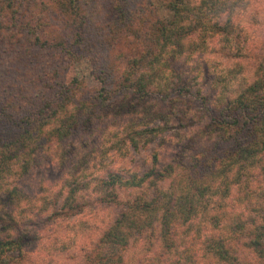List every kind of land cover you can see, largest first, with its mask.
Listing matches in <instances>:
<instances>
[{
	"label": "trees",
	"instance_id": "obj_1",
	"mask_svg": "<svg viewBox=\"0 0 264 264\" xmlns=\"http://www.w3.org/2000/svg\"><path fill=\"white\" fill-rule=\"evenodd\" d=\"M9 28L15 41L24 30L30 45L48 50L54 66L47 79L46 72L27 78L23 70L19 80L18 70L0 72V264H244L242 251L264 264V0H0L1 41ZM83 55L101 87L80 99L63 76ZM195 55L196 77L163 88L158 81L181 68L178 56ZM218 57L252 72L240 88L228 91L229 80L209 72L210 59L222 67ZM184 92L206 121L187 124L165 164L100 172L77 152L54 186L31 184L66 159L58 149L73 137L108 132L110 117L164 120L159 102L172 106ZM139 121L127 148L167 131L139 130ZM73 216L67 227L75 237L52 238L58 250L48 245L37 255L36 220L59 226ZM135 244L142 249L131 261Z\"/></svg>",
	"mask_w": 264,
	"mask_h": 264
},
{
	"label": "rangeland",
	"instance_id": "obj_2",
	"mask_svg": "<svg viewBox=\"0 0 264 264\" xmlns=\"http://www.w3.org/2000/svg\"><path fill=\"white\" fill-rule=\"evenodd\" d=\"M262 3L259 4V7ZM158 5V14L159 16L167 21H170L171 19V12L168 11L160 1H157ZM19 13V12H18ZM46 16L45 19L48 20V14L44 13ZM44 17V16H43ZM50 18V16H49ZM57 17H55L56 19ZM21 18H16L15 23L19 24L22 23L20 21ZM57 22V33L59 31V19ZM34 22V21H33ZM12 31L6 29L4 31V39L8 38V40L1 41L0 39V72H9L6 69L9 68L10 70H18V80H19V72H23V70H26V77H30L33 74H42L43 72H46L49 76L46 77L50 78V72H53V60L52 57L47 56L48 50L45 48H41L39 46H36L35 44L30 45V38H26L22 35L21 31V37H19V41H15V39L12 36ZM11 37L9 38V36ZM32 43V42H31ZM22 49H29V53L27 52H21ZM37 53L36 57H34L32 54ZM185 53V52H183ZM180 53V54H183ZM178 54V55H180ZM32 55V56H31ZM186 56H178L179 62L175 66L176 69L180 68L178 71L175 72H168V80L167 79H160L158 82H161L163 88H171L176 86L180 83V78H191L196 77L193 73L192 67L196 61V55L192 56L189 60H185ZM215 58V57H214ZM219 58V57H218ZM220 59V58H219ZM29 60V61H27ZM185 60V61H184ZM216 60V59H214ZM184 61V62H183ZM209 61V72L216 73L218 75L222 74L225 76L229 83L226 84L227 90H236L240 88L243 85V82L245 81L246 77H248L252 72H249L248 68H241L238 66H231L229 64H232L231 62H236L235 60H231V62L228 64L225 62V60L220 59V61L224 64H221L222 67L217 66L215 68L213 65V61L210 59ZM26 62H29L27 64ZM228 64L229 66H227ZM117 65L121 68L124 67V63L117 62ZM25 68V69H23ZM91 64L89 61L83 56L76 57L72 60L70 63V68L68 70H65L66 76H63V83H67V81H70L71 84L69 86L71 89H73L74 92H76V96H80V99L82 98H88L90 96H98L97 92L100 89L101 85L100 83L93 77ZM226 71V72H225ZM246 71V72H245ZM46 74V75H47ZM22 78V75H21ZM62 79V78H61ZM197 84L201 83V78L198 76L196 78ZM192 82V81H191ZM225 85H220L219 88H223ZM68 87V86H67ZM206 88V87H205ZM187 90L190 92L194 91V85H189L187 87ZM207 90V88H206ZM185 97L182 100L177 99L174 105H169L168 101H161V105H163L162 109L164 108V120L161 119H149V117H143L138 114H131L130 116L115 119V118H109L106 119L107 124L112 125L110 126V129L108 132L103 133L104 131H101V129H97L96 132L93 134L92 137L88 135V133H82L79 136V139H75L76 137H73L70 142H72L69 145H62L63 148H59L58 151L60 153H64L66 156L65 158H60L58 162H56V166L52 172H49L47 174H43L42 172L40 174H35L33 176L31 184H35L36 182H39L40 185H53L54 182L57 183V180L61 177V174L63 173V165L65 164V161L67 158L71 155L73 158H75V154L77 152L85 153L84 160H92L94 164H97L102 170L100 172H103L104 170H111V171H118L122 169L123 171L126 170H137V171H144L148 168L155 167L158 168L161 165L165 164V162L168 161L171 152L174 151L175 148V142L182 140L184 137V134L187 130L188 125L187 124H193L195 120L198 118L196 114H198L199 109L197 110L195 103L191 100L189 95L185 93ZM134 118V119H133ZM139 121V130H143L144 128L149 129L151 126H159L163 128L166 127L167 131L165 132H158L157 134L159 136H152L149 133L144 134V136H141L137 139V148H131L126 147L127 143V133L132 128V122ZM164 121H167V125H165ZM206 121V118L197 119V121L194 124L201 125ZM131 122V123H130ZM160 123V124H159ZM103 125V123H102ZM103 127V126H102ZM101 127V128H102ZM126 140V141H125ZM160 142V144H159ZM162 142V143H161ZM123 144V146H122ZM73 149L72 152L69 151V149ZM160 154L157 161L153 163L152 154L153 153ZM87 164V163H86ZM85 164V165H86ZM106 168V169H105ZM92 170L90 168H87L84 173H86V180H90L92 178L89 173ZM121 171V170H120ZM93 172V171H92ZM43 174V175H42ZM42 180V181H41ZM92 182V181H91ZM55 183V184H56ZM168 185V184H167ZM54 186V185H53ZM84 189H87L88 193H91V189H88L87 187H84ZM95 194V193H93ZM78 216L67 218L59 223V226H57L53 222H47L45 224H42V217L41 219L36 220L33 230L36 231L37 234V242L35 243L36 248H40L42 250L40 253H37V255H46L45 247L48 249L51 248L52 250H58L56 248V245L53 246L55 243L50 242V239H55L57 242H61L63 239H66L67 241H71L75 235L74 233L70 232V230L67 227V224L77 222ZM190 234L194 235L193 232H190ZM76 242L80 244L79 239H76ZM46 245V246H45ZM72 245V244H70ZM72 248L73 245H72ZM142 249V247H141ZM140 249V251H141ZM45 250V251H44ZM139 247L135 244L133 248L130 249L129 255L132 256L130 258L131 261L136 260L138 258V251ZM73 251V250H70ZM44 252V253H43ZM54 254L53 252H51ZM70 254H73L71 252ZM242 255H240V259L244 260V264H253V259L249 256L248 252L242 251ZM68 254H66L67 256ZM53 257L61 256L59 254L52 255ZM63 256V255H62ZM129 257V256H128ZM134 258V259H132ZM251 261L249 262V260ZM37 259V258H36ZM38 263H42L40 259H37ZM135 262V261H134ZM132 262V263H134Z\"/></svg>",
	"mask_w": 264,
	"mask_h": 264
}]
</instances>
